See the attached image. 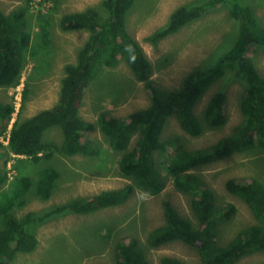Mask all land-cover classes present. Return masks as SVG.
Returning <instances> with one entry per match:
<instances>
[{"label": "trees", "instance_id": "trees-1", "mask_svg": "<svg viewBox=\"0 0 264 264\" xmlns=\"http://www.w3.org/2000/svg\"><path fill=\"white\" fill-rule=\"evenodd\" d=\"M19 1L23 5L9 13L0 8L2 88L16 87L26 68L33 40L30 13L38 6L36 14L39 21H43L42 31L47 30L51 23L46 19L62 2L41 0L36 5L37 0ZM136 2L103 0L98 6L60 18L62 31H87L89 37L79 49L75 62L64 67L57 104L26 119L19 116L9 133L7 146H2L9 154L25 159L18 160L15 165L20 170L19 165L25 161L36 165L51 160L53 155L98 157L101 148L91 135L100 131L108 139L111 150L122 155L119 170L131 183L93 196L74 198L42 216L33 211L17 216L13 211L26 203V194L32 192L41 200H49L61 177L54 168H45L36 183L29 175L20 174L13 181L12 189L0 194V264H11L18 254L36 250L38 240L34 231L28 230L29 225L66 213L89 215L121 206L137 190L156 196L164 191L169 179L177 191L189 196L196 222L186 218L170 201H164L165 222L147 235L149 247L160 248L181 241L198 251L201 264H237L246 257L264 253V182L256 177L227 181V191L248 206L254 222L226 243H221L222 228L233 219L237 209L232 204H219L216 193L199 172L200 168L231 156L264 149V77L251 56L252 50L264 51L263 23L241 0H208L176 9L166 26L150 37L153 44L179 32L202 18L209 9L224 3L230 6L238 29L232 46L221 51L207 67L193 71L179 89L168 91L153 82V66L128 31V14ZM48 3L52 6L47 7ZM47 45L49 42L46 41ZM122 63L131 70L136 81L145 84L151 96L150 105L127 117H115L102 110L95 122L85 120L80 115L79 106L90 83L101 70L115 69ZM229 72L245 83L240 101L241 123L230 134L202 148H187L179 140L164 141L163 135L172 117L193 138L202 136L207 129H221L227 125L225 108L228 96L224 91L212 95L202 115L197 114L196 105L211 86ZM27 92L26 86L22 96L24 102L28 99ZM14 110L12 102L0 101V121L9 123ZM54 128H60L63 134L58 146L45 141L46 132ZM134 137L135 144L132 143ZM157 152L160 155L157 156ZM164 167L166 173L162 170ZM8 181L7 172L0 168V189ZM145 249L137 237L125 238L115 247V264H152ZM161 264L185 263L164 256Z\"/></svg>", "mask_w": 264, "mask_h": 264}, {"label": "rangeland", "instance_id": "rangeland-1", "mask_svg": "<svg viewBox=\"0 0 264 264\" xmlns=\"http://www.w3.org/2000/svg\"><path fill=\"white\" fill-rule=\"evenodd\" d=\"M206 1L208 0H137L129 12L128 31L144 49L153 66L152 80L161 89H179L183 80L193 71L207 67L221 51L233 45L238 29L237 21L231 14L230 6L225 3L209 9L202 18L157 44L150 41L151 36L166 26L176 9L196 6ZM101 2L103 0H62L59 8L46 19L51 23L50 28L43 31V21H39L36 14L39 8L36 6L34 13L31 12L29 16L33 40L20 83L14 88L0 87V101L12 102L16 108L13 112L16 115L12 116L14 122L0 121V133L3 132L0 136V168L7 172L9 178L1 187L0 194L10 191L13 181L20 174L29 175L35 183L45 168H54L61 174L49 200H41L30 192L24 197L26 203L13 211L17 216L31 211L42 216L53 207L74 198L93 196L131 183L119 170L118 162L122 155L111 150L108 139L100 131L91 135L101 148V154L95 158L85 155L71 158L53 155L51 160L36 165L25 161L26 163L19 165L18 170L15 168L18 160L25 159L9 154L2 147L7 145L9 133L19 116L26 119L57 104L65 74L64 67L75 62L79 49L89 37L87 31H62L59 26L60 18L65 14L98 6ZM241 2L249 6L264 25V0ZM21 5L23 4L19 0H0V8L6 13ZM46 41L49 42L47 46ZM251 56L264 77V51L252 50ZM26 86L28 99L24 102L22 98L16 104L18 88L22 89L20 94L24 97ZM244 90L245 83L229 72L214 83L196 105L197 114L202 115L212 95L224 91L228 96L225 108L227 125L221 129H207L202 136L193 138L172 117L166 126L163 140H179L187 148H202L230 134L242 121L240 101ZM150 103L151 96L145 84L136 81L131 70L122 63L115 69L105 68L100 71L90 83L79 108L80 115L85 120L95 122L102 110L115 117H127L134 111L148 107ZM62 140L60 128L51 129L45 134V141L54 142L57 146ZM135 142L136 137L132 143ZM156 155L160 153L157 152ZM162 170L165 172V167ZM199 172L216 193L219 204H232L237 209L233 219L222 228L219 239L221 243H226L237 232L254 222L248 206L227 191L226 183L230 179L253 177L264 182V149L231 156L202 167ZM164 201H170L186 218L196 222L189 196L177 191L169 179L164 191L156 196L137 190L121 206L89 215L66 213L29 225L28 230L36 234L38 246L32 253L18 254L11 264H115L117 243L131 237H137L142 242L152 264H161L164 256L180 259L185 264H201L198 251L184 242L176 241L160 248H151L147 244V235L165 222ZM237 264H264V253L246 257Z\"/></svg>", "mask_w": 264, "mask_h": 264}, {"label": "built area", "instance_id": "built-area-1", "mask_svg": "<svg viewBox=\"0 0 264 264\" xmlns=\"http://www.w3.org/2000/svg\"><path fill=\"white\" fill-rule=\"evenodd\" d=\"M36 5H38V4H40L41 3V0H37L36 1ZM52 6V4L51 3H48L47 4V7H51ZM24 80V79H23ZM23 85V84H22ZM18 90H19V93L16 95V97H15V99H16V104H17V102H20L21 101V99H22V95L20 94L21 92H22V89H19L18 88ZM16 109V108H15ZM16 114H13V117L15 116ZM12 122H14V118L12 119Z\"/></svg>", "mask_w": 264, "mask_h": 264}, {"label": "crops", "instance_id": "crops-1", "mask_svg": "<svg viewBox=\"0 0 264 264\" xmlns=\"http://www.w3.org/2000/svg\"><path fill=\"white\" fill-rule=\"evenodd\" d=\"M12 116H13V114H12ZM11 121H12V120H11ZM11 121H10V122H11ZM7 144H8V142H7ZM4 146H7V145H4ZM7 151H8V150H7Z\"/></svg>", "mask_w": 264, "mask_h": 264}]
</instances>
